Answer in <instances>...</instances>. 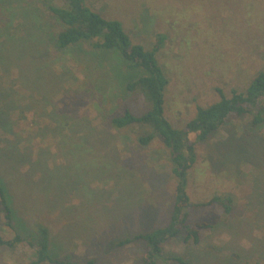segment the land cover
I'll return each instance as SVG.
<instances>
[{
	"label": "rangeland",
	"instance_id": "374dc122",
	"mask_svg": "<svg viewBox=\"0 0 264 264\" xmlns=\"http://www.w3.org/2000/svg\"><path fill=\"white\" fill-rule=\"evenodd\" d=\"M86 3L122 22L132 41L146 48L166 36L157 59L170 81L165 115L175 127L191 120L198 106L220 100L219 90L227 97L244 91L264 70V0ZM50 4L63 5L0 0V45L9 31L17 35L9 56L0 47V78L17 93L11 119L17 121L18 108L27 119L17 130L20 149L0 150V175L14 197L17 224L49 226L60 258L142 264L143 244L118 243L168 222L175 201L169 150L160 139L142 147L134 131L109 125L125 106L141 105L125 89L141 71L87 44L57 50L52 41L59 26L49 16ZM3 136L7 144L17 140ZM196 153L188 185L192 203L229 194L234 211L190 209V220L213 227L198 245L186 235L167 241L156 264H178L176 256L189 264H264V126H252L249 117L232 120L198 143ZM13 235L0 211V236ZM34 254L27 243L1 247L0 264H30Z\"/></svg>",
	"mask_w": 264,
	"mask_h": 264
},
{
	"label": "trees",
	"instance_id": "16d2710c",
	"mask_svg": "<svg viewBox=\"0 0 264 264\" xmlns=\"http://www.w3.org/2000/svg\"><path fill=\"white\" fill-rule=\"evenodd\" d=\"M61 1L62 6L50 4L47 7L49 16L59 26L58 33L52 41L57 50L62 51L79 44H87L104 53L115 52L127 69L141 71L140 76L127 82L125 86L132 98L141 99V105L136 110L125 106L120 115L110 117L109 125L117 130L134 131L138 134L137 141L142 147L160 139L169 150L171 174L175 180V201L168 222L151 231L126 237L118 243V246L141 243L146 247L142 264H156V259L163 254L164 245L169 240L186 235V241L200 244L204 232L213 226L209 222L190 220V209L216 205L225 214H231L234 211V198L229 194L216 195L207 203H192L188 185L190 172L197 160L196 146L232 120L249 117L252 126L256 128L264 126V70L253 77L244 91L233 90L231 96L227 97L219 90L220 100L208 106H198L191 120L183 127H175L165 115V94L170 81L157 59L158 53L164 48L166 36L158 35L152 47L146 48L132 41L122 22L107 19L93 11L86 0ZM0 10L4 12V9ZM21 16L22 13H18L15 18L19 19ZM16 36L9 31V35L3 38L0 47L5 55L8 53L9 56L10 44ZM3 57L1 55L0 59ZM27 80L33 81L31 78ZM16 95L13 86H6L0 78L1 152L6 146L8 149L11 147L17 150L21 147L18 134L21 136L22 134L17 130L27 119L21 117L23 111L20 113L22 109L19 108L13 111L14 115L17 112V121L11 119L12 110L17 108L14 106ZM31 105L34 108L38 103L32 101ZM1 133L8 136L14 135L17 140L7 144L5 139H2L4 136ZM3 145H5L4 148ZM0 211L4 217L5 226L14 232L10 239L0 236V248L6 247L13 250L19 244L27 243L35 250L30 264H81L54 255L51 228L42 221H35L29 227L17 224L15 200L1 175ZM174 260L178 264H189L179 256L174 257ZM86 264H94V261L90 260Z\"/></svg>",
	"mask_w": 264,
	"mask_h": 264
}]
</instances>
